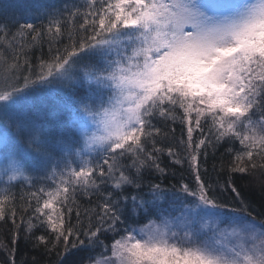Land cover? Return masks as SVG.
Listing matches in <instances>:
<instances>
[{"label": "snow or ice", "instance_id": "obj_1", "mask_svg": "<svg viewBox=\"0 0 264 264\" xmlns=\"http://www.w3.org/2000/svg\"><path fill=\"white\" fill-rule=\"evenodd\" d=\"M0 223L7 264H264V0H0Z\"/></svg>", "mask_w": 264, "mask_h": 264}, {"label": "trees", "instance_id": "obj_2", "mask_svg": "<svg viewBox=\"0 0 264 264\" xmlns=\"http://www.w3.org/2000/svg\"><path fill=\"white\" fill-rule=\"evenodd\" d=\"M65 42H67L65 40ZM44 52L47 53V47L45 46ZM39 55V51L37 50L34 53L33 56V62L35 63V56ZM47 58V57H45ZM176 128V137L178 138L181 133V126L179 123L175 125ZM223 156L225 159H227L226 154V146H220L216 153L215 160L210 156L208 161V167L209 172L211 173V165L214 162H218L219 159ZM164 163L168 164L167 157H164ZM172 170L175 171L176 175L175 177H172L171 175L167 180L164 181L165 184H175L177 183L181 177L185 178V180L191 179L188 172L185 168H181L179 165L172 166ZM259 175V174H258ZM234 182L238 186V190H240L241 195L246 200H252L253 201V207H255L257 210L260 209V200H261V191L259 188V183L252 177H241V176H235L233 177ZM82 204H87L86 200L81 199ZM73 223H75V218H73ZM11 224L10 223H0V242H3L5 244H8L9 247H11ZM89 255L87 252H80L77 254V257H86ZM15 258H16V264H55L56 257L55 256H48L44 254L42 249H36L33 247V244L31 240L25 238V234L23 231L21 232V236L17 244L15 245ZM0 264H7V254L4 250H0ZM70 264V261L68 262Z\"/></svg>", "mask_w": 264, "mask_h": 264}]
</instances>
